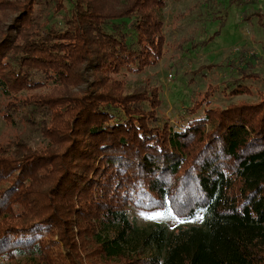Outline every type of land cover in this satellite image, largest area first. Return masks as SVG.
I'll list each match as a JSON object with an SVG mask.
<instances>
[{"label": "trees", "instance_id": "1", "mask_svg": "<svg viewBox=\"0 0 264 264\" xmlns=\"http://www.w3.org/2000/svg\"><path fill=\"white\" fill-rule=\"evenodd\" d=\"M166 5L0 0L2 118L47 141L0 146V264H264V91L200 117L196 99L173 131L159 86L124 94L164 56ZM139 199L203 219L142 226Z\"/></svg>", "mask_w": 264, "mask_h": 264}, {"label": "rangeland", "instance_id": "2", "mask_svg": "<svg viewBox=\"0 0 264 264\" xmlns=\"http://www.w3.org/2000/svg\"><path fill=\"white\" fill-rule=\"evenodd\" d=\"M262 11L264 0H167L164 56L142 73L123 72L124 94H142L159 86L162 101L158 115L161 124L171 131L191 118L196 99L197 114L193 117L208 111L212 114L229 105L259 102L264 91ZM14 17V12L0 10V37ZM249 65L255 66L257 76L244 80V86L229 95ZM8 100L0 96V146L12 141L45 146L47 141L36 129L19 120L14 124L5 122L2 115ZM211 126L210 123L206 127L207 132ZM5 186L4 181L1 189ZM152 202L139 199L130 206L139 225L159 222L173 230L181 225L200 224L203 219L199 215L194 221H185L169 207L148 205Z\"/></svg>", "mask_w": 264, "mask_h": 264}]
</instances>
